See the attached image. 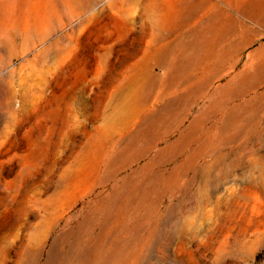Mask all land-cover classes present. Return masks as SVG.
I'll use <instances>...</instances> for the list:
<instances>
[{
    "label": "rangeland",
    "instance_id": "374dc122",
    "mask_svg": "<svg viewBox=\"0 0 264 264\" xmlns=\"http://www.w3.org/2000/svg\"><path fill=\"white\" fill-rule=\"evenodd\" d=\"M0 264H264V0H0Z\"/></svg>",
    "mask_w": 264,
    "mask_h": 264
},
{
    "label": "bare ground",
    "instance_id": "6f19581e",
    "mask_svg": "<svg viewBox=\"0 0 264 264\" xmlns=\"http://www.w3.org/2000/svg\"><path fill=\"white\" fill-rule=\"evenodd\" d=\"M159 32L155 34L154 38H153V41L155 39L158 40V42H160L162 40V37H161V32H162V29L161 28H158ZM138 51H135L134 53H132L131 55H135L137 54ZM151 55L155 58V59H158L159 57H161L163 55V47L162 46H159V47H155V49H152L151 50Z\"/></svg>",
    "mask_w": 264,
    "mask_h": 264
}]
</instances>
